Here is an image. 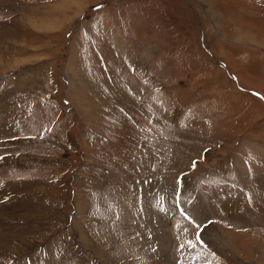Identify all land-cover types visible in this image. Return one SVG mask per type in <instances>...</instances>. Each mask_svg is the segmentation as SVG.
I'll return each mask as SVG.
<instances>
[{"label": "rangeland", "instance_id": "374dc122", "mask_svg": "<svg viewBox=\"0 0 264 264\" xmlns=\"http://www.w3.org/2000/svg\"><path fill=\"white\" fill-rule=\"evenodd\" d=\"M0 264H264V0H0Z\"/></svg>", "mask_w": 264, "mask_h": 264}]
</instances>
